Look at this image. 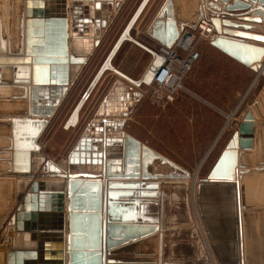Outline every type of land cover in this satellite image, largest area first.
Instances as JSON below:
<instances>
[{
	"label": "water",
	"instance_id": "1",
	"mask_svg": "<svg viewBox=\"0 0 264 264\" xmlns=\"http://www.w3.org/2000/svg\"><path fill=\"white\" fill-rule=\"evenodd\" d=\"M33 1L26 0L27 8L33 6ZM58 1L63 2L62 9L66 11L65 0ZM172 4L183 23L182 27L194 28L201 18H208L214 28V34L209 39L212 46L256 72L261 69L264 47L247 41L264 44V0H172ZM37 15L26 18L24 43L20 39L18 48L12 46V38L5 35L0 17V32L4 36V39H0V54L4 51L5 37H8L9 52L4 61L16 64L19 67L13 69L16 73L17 70L23 71L20 77L16 74L13 83L21 86L32 84L29 117L12 118L10 126L6 121H0V135L3 127L5 130V144L0 145V178L10 180L14 186L16 182L11 178L17 173H29L27 154L30 149L39 150V134L48 125L56 104L64 97L70 81L68 65L72 58L67 53V21L64 12L62 16ZM22 26L20 16L17 29L19 37L16 42L22 36ZM12 51L15 53L12 54ZM259 73L264 77V66ZM37 86H46L48 89L44 93H38ZM7 99L12 101L13 98L8 96ZM39 100L49 105L46 113L40 112ZM24 109L25 105L22 104L20 111H0V115H24ZM38 115H44L45 119L36 121L33 117ZM105 125L107 134H114L112 140L115 143L125 136L124 168L120 167L122 161L119 157L106 158L111 152H105L102 166L103 169L106 166L105 173L110 180L107 190L101 188L99 177L84 179L78 174H70L66 187L70 211L66 241L64 238L53 239V245L58 246L57 250L52 253L48 251L49 257L45 254L42 257L40 247L50 240L44 238L43 232H39L41 237L37 238L38 223L33 212L29 219L30 225L26 227L31 230L28 237L32 243L7 248V264H43L50 258L63 262L65 253L67 264H210L191 219L188 182L163 180V185H160L162 199L160 204L157 201L159 185L156 180L179 177H186L188 180L190 175L145 143L125 133L122 130L124 120L106 121ZM25 129L31 133H25ZM8 135L11 139L7 138ZM263 143L264 85L207 176L195 185L198 213L218 264H227L225 253L219 247L214 225H211L202 207V198L210 194L227 195L225 197L230 200L227 224L231 243L229 251L234 255V260L228 263L264 264V154H256ZM20 157L24 158V163L17 162ZM156 158L173 166L177 173H150L147 170L148 164ZM120 172L121 178L140 176L142 181L149 178L154 181L152 184L141 181L134 185L135 189L123 191L112 182V179L120 178ZM250 179L254 181L252 186L248 185ZM14 186L11 200L16 194ZM22 194L19 193L18 200ZM30 194H24L23 202L16 207L17 212L14 211L16 214L11 216L8 224L13 225L15 217H20L22 210L38 209L36 195ZM250 195L252 201L249 200ZM29 199L32 200L30 205L26 202ZM146 205L152 206L151 210H146L139 216L138 208L141 210ZM132 214L137 217H132ZM15 225L18 230L24 229L18 219ZM160 228L158 249L157 234ZM58 232L62 234L61 230ZM151 241L155 242V249L140 251L141 245ZM65 246L67 252L64 250Z\"/></svg>",
	"mask_w": 264,
	"mask_h": 264
},
{
	"label": "rangeland",
	"instance_id": "2",
	"mask_svg": "<svg viewBox=\"0 0 264 264\" xmlns=\"http://www.w3.org/2000/svg\"><path fill=\"white\" fill-rule=\"evenodd\" d=\"M120 1L124 2V7L127 6L124 13L125 15H122L123 20L121 19L122 16L118 18L115 11L111 12L109 19L112 20V26L108 27L103 33L102 37L104 44L102 45V49L96 52V54H100V57L93 63L90 62L93 59L90 57L88 65L93 64V67L91 70L89 69L90 71H88L86 76L93 72L90 74L91 77L95 73L104 55L103 47L106 43L107 45L109 44L110 38L115 39L119 36L129 20L130 15H132L141 0ZM22 4V0H0V17L4 29L7 26L5 35L7 34V36L12 38L11 43L12 46L14 45L15 47L17 44L15 40L18 37L19 9ZM178 4L180 6V2H178ZM166 6L172 8V0H150L144 8L136 26L134 25V29L132 30V33L134 32L133 37L142 42L143 36L140 38L137 36H140V34L145 31H142L140 27L144 26V28H146L150 24L151 19L157 15L159 9ZM6 11H8V16ZM175 14L176 19L179 21V14L176 11ZM183 31L192 34L189 52L175 47L173 43L171 45L176 53L184 60L189 58V55H194L191 68L182 81L185 89H180L176 91V93L174 92L170 100V93H167L156 84L136 87L129 81L124 80V83L132 87L133 90L138 91L140 96L139 99L133 100L131 107L133 113L127 119L122 130L127 134L134 133L140 136L145 142L155 148L156 151L172 159L176 166H179L182 171L190 175L188 180L187 178L180 177V181H188L190 211L208 260L210 264H218L198 213L197 202L195 200V185L201 178L207 176L211 170L214 165L213 163L218 159L222 152V148L232 135L243 113L263 87L264 77L260 75L259 72L257 73V77L255 74H251L253 75L251 79L252 85L250 87L252 90H248L241 99H236L234 92L245 87L248 78V69L250 68L241 66V64L219 53L210 44L209 39L211 36H200L197 30L191 27L184 26L179 31V35H177L176 39ZM126 44L131 45V42L127 41ZM144 45L147 46L146 44ZM160 46L161 45L154 43V45L149 47H152L154 50H159ZM150 59V55L147 54L144 59V68L141 73ZM140 75H138L137 78H139ZM90 77H88V79H90ZM75 79L76 78H74V81ZM88 79L84 81L82 85L83 88L87 81H89ZM74 84L71 85V90H73ZM96 93L97 92H94L93 95L95 96ZM77 98L78 96L76 95L70 98L69 102L65 100L59 106V108H65L64 114H62L61 117L58 116V113L54 115V120L57 119L56 122L53 120L52 125L46 129L41 138L44 152L52 157L61 158L64 156L67 150L72 146L71 142H74L76 139V135L72 130H66L65 124L68 120V115L66 114L71 110L70 108ZM14 105L15 104L8 107V105L1 103L0 108L1 110H6L7 107L11 108ZM28 105L30 107L29 102ZM230 112H235L232 118L229 114ZM4 132L5 130L3 127V129H1L0 145L3 144L4 141L2 137ZM112 147H110L111 151L112 149H114L115 152L119 151V145ZM256 154L259 156L264 154V143L262 147L260 146L257 150ZM157 165H160V167L155 171L154 166L157 167ZM148 168L159 174H168L169 172L177 173L171 165L165 162L162 163L159 159H153ZM180 174H182V172H180ZM163 180H156L159 187L163 183ZM165 180L168 181L170 178ZM151 181L152 180L144 181V183L152 184L153 181ZM64 182H66V180L61 179L58 183L54 181L53 185H51V182H43V185H47L46 187L49 186V189L51 187L54 191H59ZM253 183V179H250L248 185L252 186ZM13 186L10 180L0 178V264H2L4 259L3 240L4 237L9 236L5 228L11 216L14 214L16 205L10 208L9 201L12 198ZM160 192L162 195L161 188ZM207 197H216V195L210 194ZM249 200L252 201L251 195L249 196ZM209 214L208 211V215ZM208 220L211 221L210 219ZM228 228V224L225 222L220 227V231L214 229L218 245L225 253V263L227 262V264L234 260V255L229 251L231 243L229 240ZM154 243L155 242L151 241V243L148 242L141 245L140 251L155 249Z\"/></svg>",
	"mask_w": 264,
	"mask_h": 264
},
{
	"label": "crops",
	"instance_id": "3",
	"mask_svg": "<svg viewBox=\"0 0 264 264\" xmlns=\"http://www.w3.org/2000/svg\"><path fill=\"white\" fill-rule=\"evenodd\" d=\"M51 1L52 0H48V3H47L48 8L52 7L53 1L52 2ZM22 3L23 4L21 5L19 9V12H20L19 17L20 16L22 17V14L24 13V11L28 10L27 5H26V0H22ZM92 3L89 5L91 16L88 17V20H85L84 18V20L82 21L81 27H80L81 31H78V29L76 30V28H73L72 25L70 24V21H68V25H69L68 30H70L69 31L70 35H71V30H72V32H74L77 36H80V37L86 36V38L82 40L83 42L81 44H80L81 38L77 39L76 42H73L74 43V56L69 55L72 58L70 59V62L72 63L73 66H71L68 70V75L70 78L69 84L67 85L68 89L65 92L64 97L58 102V104H56L55 112L51 116L48 125L39 134V139H38V145L40 146L39 150L29 151L27 154L26 163H28L29 165V173L28 174H18L17 173L16 176H14L13 178L14 180L11 178L13 182H16L14 186L16 194H15V198L9 202L11 204L10 208L16 204L14 208V211H16V207L19 205V203L23 202V196L25 193H28V194L34 193L36 195L37 204L39 205V210L40 208H43V207L45 208V211H41L42 213H45V214H43V216L38 218L37 223H38V234L39 232H43L45 235H49V236H45L46 238L44 237L45 239L50 240L48 242L45 241L46 251L52 250L51 246L54 243L53 239L57 240V237L53 236L52 229H53V226H57V214H58L57 209H59V206L61 204L60 203L61 197L58 194L53 193L54 189H52L51 187L49 189L48 188L49 186L48 187H46L47 185L44 186L43 182L45 183L51 182V185L54 184V181L58 183V181H60L61 178L57 177L56 175H58V173H61V172L68 174V176L70 174H78L79 176H81L80 178H84V179H94L95 177H99L100 176L99 173L103 167L102 163H103L106 147L111 146V145L113 146L118 143V142L115 143L112 140L114 139L112 138L114 134L113 135L107 134L106 132L107 127L105 125L106 121L124 120V125L122 126V128H124L127 119L133 113L132 108H131L133 104V100L139 99V96H140V93L138 91L133 90L132 87H130L129 85H126L124 83L125 79L116 75L115 74L116 72L109 71V70L106 71L101 76L99 81L96 83L95 87L92 89L89 96L87 97L82 107L80 108L79 115H78V121L76 125L72 127H68V128L65 127L66 130H72L73 133L76 135V139L74 140V142H71L72 146L70 147V149L67 150L66 154L62 156L61 158L52 157L44 152L43 147H42V141H41V138L44 132L46 131V129L50 127V125H52L53 120H54V115L58 113V116L61 117L62 114H64L65 108L62 109V108H59V106L65 100H68L69 102L70 98H73L76 95L78 96L77 100L72 105L73 107L71 106L70 108L71 110L66 114L68 115L67 116V119H68L73 109L76 107L78 101H80L81 95L89 88V85L92 82V79L95 73L97 72L96 71L91 77L89 75L90 79H88V77L86 76L88 71L82 72L83 64L81 61H85V60L88 61L90 57H92L93 59L90 62L93 63L95 62L96 59H98V57H100V54H96V52H98L96 48L99 46L100 40H101V46L104 44L103 37H102L103 33L106 31V29H108V27L112 26L111 25L112 20H110L109 18H106L104 16H100V18H94L92 16V14L94 13L96 14V12L99 13L103 10L111 8L110 6L105 4V0L100 3L99 2L98 3L95 2V4H92ZM86 4H87L86 0H79V1L77 0V2L75 3L76 10H78V13L80 15L84 12ZM6 13L8 16V11H6ZM139 19L140 17L135 22L134 24L135 26L137 22L139 21ZM176 20L177 19H176V14L173 8V4H172V8H169L168 6L160 8L157 15L153 19H151L150 24L146 28H144V26L140 27L141 30L145 32H142L140 36L138 35L137 37L140 38L143 36L142 38L143 43L142 42L141 43L146 44L147 46L148 45L152 46L154 45V43H157L159 45H163V44L171 45L175 41L179 31L182 29L181 27H179L178 29ZM130 22H132V19ZM178 24H179V21H178ZM23 26H25V23H23ZM5 30H7V26ZM6 39L8 40V37ZM124 41L120 45L118 51L116 52V55L114 56L112 60V63L117 68L115 69L119 71L118 73L124 75L125 77L131 80H137L139 79L137 78L138 75H140L142 69L144 68V64H145L144 59L148 53L142 47L132 42H131V45L126 44L127 40H124ZM114 42H115V39L110 38V41L108 42L109 44L107 45L106 43L105 46L103 47L104 55L102 57L101 63L106 57V55L108 54V52L110 51V49L112 48V46L114 45ZM68 43L70 44V42ZM249 43H253L259 46H264V44L259 43V42L249 41ZM17 45H18V42H17ZM212 47L215 50H217L219 53L225 55L226 57L237 62L238 64H241V66L246 67L242 63L236 61L229 55L225 54L220 49L214 46ZM67 48H70L69 45L67 46ZM89 65L93 67V64H89ZM5 71L7 73L5 79L6 80L11 79L13 71H9V70H5ZM257 73L258 72L252 69H248V78H247L245 87L241 88L240 90L238 89L234 92L235 94L234 96H236V99L237 98L241 99L248 90L249 91L252 90L250 89L252 85L251 79L253 76L251 74H255V76L257 77ZM74 78H76L77 80L75 79L74 81ZM86 79H88L89 81H87L85 87L83 88L82 85ZM72 84H74L73 85L74 91L71 90ZM46 89H48V87L39 86L37 87V90H38L37 92L44 93ZM16 90L17 88L13 90L10 86L9 88L7 87L0 88V97H3V96L8 97L9 94H17V92H15ZM94 92H97L95 96L93 95ZM7 97L0 98V101L5 99V101H1V102L8 105L9 107L11 106V104L9 102L10 99H7ZM38 103L37 104L39 106L38 108L40 112L46 113L49 107L47 102H43L42 100L41 101L39 100ZM21 105L22 104H18V105L15 104L13 107L15 108V106H19V109H22ZM8 107L6 108V110H2V111H9L11 108H8ZM30 107H31V102H30ZM30 107L28 105V110ZM249 107L250 105L247 107L246 111L249 109ZM17 111H20V110H17ZM245 112L243 113V115L245 114ZM234 113L235 112L229 113L231 115V118ZM243 115L241 119L238 121V123L242 120ZM12 118L18 119V118H24V116L0 115V121L10 122L9 120ZM33 118H35L37 121V120L45 119V116L38 115ZM56 120L57 119H55L54 121L56 122ZM128 134L140 140L142 143H145L147 146H149L154 151H156L155 148H153L149 143L145 142L140 136H137L134 133H128ZM2 137L4 139L5 134ZM4 144H5V141H3V144H1V146H3ZM27 145H28V142H27ZM224 147L222 148V150L224 149ZM112 151H113L112 156H118L117 154H114L117 151L115 152L114 149H112ZM156 152L162 155L163 157H165L166 159H168L170 162H173L172 159L164 156L161 152H158V151ZM17 162L24 163V158L22 157L18 158ZM159 167L160 165H157V167L154 166V170L156 171L157 168ZM154 170L148 169L150 173H156ZM149 180L154 181L153 179H148L146 181H149ZM180 180L181 179L179 177V178H175L174 180L170 179L168 181L169 182H179ZM118 184L119 183L117 182V185ZM19 193H23V194L20 197V200L17 201L18 200L17 197ZM225 196L227 195L216 196V197L204 196L202 198V207L205 211L206 217L211 220V225L212 226L214 225L213 228L217 231H220V227L229 220L230 209H229L228 203H230V200L228 201V198ZM161 199H162V195H161L160 187H159V194L157 196V201L159 202V204L161 202ZM65 202L66 200L64 201V205H63L64 209L67 207L65 205ZM30 203H32V200H30ZM189 208H190V203H189ZM47 210H50V211H48L47 213L46 212ZM141 210L138 208L139 216L143 215V212H146V210L150 211L151 206L146 205ZM208 211L210 213L209 215H208ZM190 214H191V211H190ZM132 217H137V216L132 214ZM67 219L68 217L66 216L65 220L67 221ZM191 219L193 220L192 214H191ZM42 227H46L49 229H45V228L41 229ZM30 231L31 230L27 232L23 231L22 235H23L24 242H28L26 239H24L25 238L24 235H28V234L30 235ZM17 233L18 231L14 232V234L16 235ZM157 242H158V238H157Z\"/></svg>",
	"mask_w": 264,
	"mask_h": 264
},
{
	"label": "bare ground",
	"instance_id": "4",
	"mask_svg": "<svg viewBox=\"0 0 264 264\" xmlns=\"http://www.w3.org/2000/svg\"><path fill=\"white\" fill-rule=\"evenodd\" d=\"M34 1H33L34 2L33 6L31 5L28 8V10H26L27 12L24 11V13L22 14L21 18L23 20V23H25V20H26L27 17H31L34 14H35V16H38L37 14H39V13L43 14L44 17H46V16H60V15H54V13L52 11V9H53L52 7L51 8L47 7L48 0H46V1L45 0H34ZM148 1L149 0H142L141 1V3H140L141 5H139L140 7L137 9L136 13L132 15V17H133L132 18V22H130L128 24L126 30L123 31V33H122V35L120 37V40L116 43V46L114 47L113 51L108 55L107 59H105V61L101 65L100 69L96 73L95 77L93 78L92 82L89 85V88L85 92L86 93V97L84 96V97H82L80 99V101H78L76 107L73 109L70 117L68 118L65 127L68 128V127H72V126L76 125V123L78 121L79 111H80V108L82 107L84 101L87 99V96H89L90 92L95 87L96 83L99 81L101 76L108 70L116 72L115 73L116 75H118V76L122 77L123 79L129 81L131 84H133L136 87L137 86L140 87L142 85H149L151 83H155L156 84V82H160L161 80H163L165 78V75H166L165 72L166 71L165 72L164 71L161 72V70L166 65L167 58H169L168 49L165 48V46L166 47L170 46L168 44H163L162 46H164V47H162V49H160V51H156V50H152V49L149 50L151 59H150L149 63L147 64L146 68L144 69V71L142 72V74L140 75L139 79H137V80H131V79L125 77L124 75L118 73L119 71H117L115 69V67L112 64V60H111L113 55H114V53H115V51H116V48L119 46L120 43H122L124 40H127V41L128 40H132L131 34L129 32V29L132 26V24H133L135 18L137 17V14L141 10V8H144L147 5ZM40 4H42V5L40 6ZM66 21H67V18H66ZM66 23H67V46H68V21ZM30 24L32 26H34L32 22H30ZM176 24H177V26L180 25L179 27L183 28L182 27L183 23H181L180 20H179V24H178V20H176ZM24 28H25V26H22V31L23 32H22L21 38H19V40H18L17 48H18V46L20 47V39L22 40V43H24ZM0 34H1V32H0ZM213 34H214V32H213ZM178 35H179V33H178ZM209 36H212V34L209 35ZM0 39H4V36H2V34L0 35ZM182 41L187 46L190 43V38L189 37L187 38V36H183V40ZM247 42H249V41H247ZM50 46H52V45H50ZM59 47H60V45H59ZM3 49H4L3 53L0 54V57H1L0 58V77H1L0 78V88H6V87L9 88V86L13 90L15 88H17V90L15 91V92H17V94H9L8 95V96H11V98H13L12 101L10 102V104L11 105H13V103H15L17 105L18 104H24L25 108H26L24 110L26 111V113L24 115H21V116H24V118H28L29 117L28 102L30 103V101H31V87H32V84L29 83V84H25V85L21 86L20 84L13 83L16 74L18 73L17 75H19V77H20L21 73L23 71H18L17 70V73H16L13 69H16V68H19V67L16 64H14V63H11V62L9 63L7 61H4L7 58L8 52H9V41L6 38H5V42L3 43ZM23 49L25 51V46L24 45H23ZM13 53H15V52L12 51V54ZM68 57H69V55H68ZM260 62H261L262 66H261V69L258 70L257 72H261L262 68L264 66L262 64L263 63L262 59H261ZM21 65H23V64L21 63ZM30 65H31V63H30ZM68 67H69V65H68ZM5 70L13 71L11 79H9V80L5 79L6 75H7ZM159 73H160V75H159ZM172 82H173V79H169V83L171 84ZM68 84H69V82H68ZM37 87H39V86H37ZM181 88L185 89L184 85ZM5 97H7V96H5ZM20 98H22V99H20ZM1 101H5V99H3ZM1 101H0V104L2 103ZM17 110H19V106H15V108L11 107V109H10V111H17ZM0 111H2V110H0ZM4 116H8V115L6 114ZM10 116H12V115H10ZM18 116H20V115H18ZM9 121H11V119ZM7 123L10 126V122H7ZM25 133H31V131L28 130V129H25ZM29 136H30V134H28L27 137L29 138ZM7 138L11 139V136L8 135ZM125 144H126V141H125V136H124V137L121 138L120 142H118L117 144L113 145V146L119 145V150L120 151H118L119 152L118 156H112V152H111V149H110V147H112V145L111 146H107L106 149H105L106 153L107 152H111L109 156H105L106 158L119 157L121 159V161H122L121 166H120L121 168L122 167L124 168ZM28 146H30L29 142H28ZM138 150H140V147H139ZM30 151H35V150L30 149ZM139 154H140V151H139ZM156 159H158V158H156ZM159 161L164 163V161H162L160 159H159ZM151 162L149 164H151ZM149 164H148V167H149ZM148 167H147V170L149 169ZM105 172H106V166L104 167V169L102 167V169H101V171L99 173L101 188L103 190H105V189L107 190L108 189V182L110 181L108 179V177L106 176ZM120 173H121L120 174V178L112 179L113 180L112 182H114L116 184V188H118L120 190L124 191V190H127V189H135L134 185L137 184L138 182L141 183V181H142L140 176L138 178H121L122 172H120ZM114 175H116V174H114ZM56 176L61 178L62 180H66V182L63 183L62 188L59 191H53V193L58 194L61 197V202H60L61 204L59 206V209H57L58 210L57 211L58 212V214H57V226H53L52 233H53V236L57 237V240L61 239V238H64V240L66 241V236H67V233H68V221H69V217H70V211H69V208H68L69 198H68V195H67V192H66L68 174H65V173L61 172V173H58V175H56ZM183 178H186V177H183ZM149 179H151V178H149ZM122 180H124V181H122ZM130 180L132 182H130ZM146 180H148V179H146ZM146 180H143L142 182H144ZM117 182L119 183L118 185H117ZM195 194H196V192H195ZM29 198H31V197H29ZM103 198H104V191L101 192V200ZM30 200L31 199L26 201L28 205L31 204ZM65 200H66L65 205L67 207L64 209L63 205H64V201ZM102 201H101V205H102ZM37 206H38V209L33 210V211L32 210H25V209L22 210L23 213L20 215V217H17V218L15 217L14 224L13 225L8 224L6 226V231L9 233V236H8V238L5 237L4 240H3L4 241V243H3L4 259L2 261V264H7V248H10L11 246H14V248H17L18 244H22V245L28 246V245H30L32 243L31 241H29V237H28L29 234L28 235H24L25 236L24 239H26L28 241V242H24L22 233H23V231H26V232L29 231V229H27L26 227H28L30 225L29 224V219L32 216L33 212H34V215L36 216V220H38V218H40L41 216H43V214H45V213L41 212V211H45V208L43 207V208H40V210H39V205L37 204ZM48 211H50V210H47L46 212L48 213ZM16 212H15V214H16ZM39 212H41V213H39ZM101 213H102V215L104 217V212L102 211ZM65 215L68 217L67 221L65 220V218H66ZM26 218H28V219H26ZM16 219H18L20 226L24 227V229L18 230L17 226L15 225L16 224ZM44 228L45 229H49V228H46V227H42L41 229H44ZM60 230L62 231V234L60 232H58ZM15 231H18L17 235L14 234ZM160 231H161V228L159 229V232L157 234L158 249H159V245H160ZM45 236H49V235H45ZM40 237H41L40 234H37V238L40 239ZM6 242H8V243L6 244ZM57 247H55V245H53V246H51L52 250H48V251L52 253L53 250H55V251L57 250ZM45 248H46L45 245L40 247L39 251L41 253V256L43 257V255L45 254V255H47V257H49L50 253L48 251H46ZM64 250H65V252H67L66 246H65ZM65 256L66 257L64 258L63 262H59L57 260H52V258H50V259H46L43 264H67V255H66V253H65Z\"/></svg>",
	"mask_w": 264,
	"mask_h": 264
},
{
	"label": "flooded vegetation",
	"instance_id": "5",
	"mask_svg": "<svg viewBox=\"0 0 264 264\" xmlns=\"http://www.w3.org/2000/svg\"><path fill=\"white\" fill-rule=\"evenodd\" d=\"M58 0H53V3H52V11H53V13H54V15H60V16H62L61 14H62V12H64V14H65V16H67L66 18H67V21H70V24L72 25V27L73 28H76V30L78 29V31H81V24H82V21L84 20V18H85V20H88V17H90L91 16V13H90V7H89V5L92 3V4H95V2L96 3H100V2H103L104 0H86V5H85V9H84V12L80 15L79 13H78V10H76V5H75V3L77 2V0H65L64 2H66V11H63V7H62V1H61V3H59V1L57 2ZM79 1V0H78ZM142 1V0H141ZM141 1H140V3H141ZM150 2V1H149ZM138 4L137 5V8H135V10H134V12L132 13V15L133 14H135L136 13V11H137V9L140 7L139 5H141V4ZM105 4H107V5H109L111 8H109V10L108 9H106V10H103V11H101V12H96V14L94 13V14H92V16L94 17V18H100V16H104V17H106V18H109V16H110V14H111V12H113V11H115V14L116 15H118V18L120 17V16H122L124 13H125V10L127 9L126 7L127 6H123L124 5V2L123 1H120V0H105ZM60 5V6H59ZM65 6V5H64ZM147 6V5H146ZM145 6V7H146ZM144 7V8H145ZM144 8H141V10L139 11V13L137 14V17L135 18V20H134V22H133V24H132V26L130 27V29H129V32H130V34H131V37H132V40H128V41H130V42H132V43H134V44H136V45H138V46H140V47H142L143 49H145L146 51H147V53L150 55V52L148 51V50H154L152 47H149V46H145L144 44H142L140 41H138L137 39H135L134 37H133V34H134V32L132 33V30L134 29V24H135V22L137 21V19L141 16V14H142V12H143V10H144ZM77 11V12H76ZM103 12V13H102ZM125 15V14H124ZM123 15V16H124ZM132 15H130V17H129V20L127 21V23H126V25L124 26V28L122 29V31H121V33L119 34V36L117 37V38H115V42H114V45L112 46V48L110 49V51L108 52V54L106 55V57L104 58V60L102 61V63L99 65V67H97V69H96V71L98 72V70L100 69V67H101V65L103 64V62L105 61V59H107V57H108V55L111 53V51H112V49L116 46V43L118 42V40H119V38L121 37V35H122V33H123V31L126 29V27L128 26V24L130 23V21H131V19L133 18L132 17ZM123 16H122V20H123ZM69 26V25H68ZM178 29H179V25H178ZM69 31L70 30H68V42H70V44L68 43V45H69V47L70 48H68V55H73L74 56V43L73 42H76V40L77 39H79V38H81V41H80V44L83 42L82 40H84V38H86V36H83V37H80V36H77L74 32H72V30H71V35L69 34ZM75 39V40H74ZM134 39V40H133ZM124 42H126V41H124ZM123 43V42H122ZM122 43H120L119 44V46L116 48V51H115V53H114V55H113V57H112V59L111 60H113V58H114V56L116 55V52L118 51V49H119V47H120V45L122 44ZM101 40H100V42H99V46L96 48V50L99 52L100 51V49H101ZM80 52V51H79ZM103 52H104V49H103ZM82 62V64H83V66H82V72H86V71H90L91 69H92V67H91V65H88V61L87 60H85V61H81ZM113 64V63H112ZM71 66H73L72 65V63L71 62H69V68L71 67ZM114 66V65H113ZM115 67V66H114ZM116 68V67H115ZM90 69V70H89ZM117 69V68H116ZM95 71V72H96ZM96 72V73H97ZM96 73H95V75H96ZM112 73V72H111ZM91 74V73H90ZM89 74V75H90ZM89 75L87 76V77H89ZM95 75H94V77H95ZM93 77V78H94ZM93 80V79H92ZM73 83V82H72ZM86 92V91H85ZM85 92L81 95V98L84 96V94H85ZM88 97V96H87ZM113 153V152H112ZM118 151H117V153H114V154H117L118 155ZM122 181H124V180H122ZM130 182H132L131 180H130Z\"/></svg>",
	"mask_w": 264,
	"mask_h": 264
},
{
	"label": "built area",
	"instance_id": "6",
	"mask_svg": "<svg viewBox=\"0 0 264 264\" xmlns=\"http://www.w3.org/2000/svg\"><path fill=\"white\" fill-rule=\"evenodd\" d=\"M193 29H196L197 33L200 36L204 35L205 37H209V35L213 34L214 32L212 23L206 17L201 18ZM183 36H187V38L189 37L190 38L189 44H191L192 34L188 33L187 31H183L182 34L173 42V44L175 47L181 48L183 51L189 52V44L186 46L183 43L182 41ZM162 47L164 46L161 45L159 47V50L156 51H160ZM165 48L168 49L169 58H167V63L164 66V68L161 70V72L166 71L165 72L166 75L163 80H161L160 82H156V85L162 88L163 90H165L167 93H170V95L169 94L167 95L170 96V100H171V95L174 94V92L176 93V91L182 89L181 87L184 85L182 81L186 77L187 73L191 68L194 55H189V58L184 60L176 53L175 49L172 48V45L168 47L165 46ZM169 79H173V82L171 84L169 83ZM152 84L155 83H151L148 86ZM84 96L86 97V93L84 94Z\"/></svg>",
	"mask_w": 264,
	"mask_h": 264
}]
</instances>
